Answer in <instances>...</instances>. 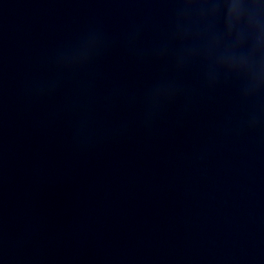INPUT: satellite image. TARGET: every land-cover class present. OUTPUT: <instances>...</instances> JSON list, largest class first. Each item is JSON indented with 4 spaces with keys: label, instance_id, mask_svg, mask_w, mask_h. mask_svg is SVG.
I'll use <instances>...</instances> for the list:
<instances>
[{
    "label": "water",
    "instance_id": "water-1",
    "mask_svg": "<svg viewBox=\"0 0 264 264\" xmlns=\"http://www.w3.org/2000/svg\"><path fill=\"white\" fill-rule=\"evenodd\" d=\"M167 5L128 0H0V254L19 264H264V147L218 130L238 118L220 87L177 122L152 129L139 107L111 110L114 86L140 95L158 73L122 50L104 60L95 119L77 145L64 97L37 101L46 55L100 23L121 37ZM150 38V37H149ZM196 86L195 71L186 77Z\"/></svg>",
    "mask_w": 264,
    "mask_h": 264
},
{
    "label": "clouds",
    "instance_id": "clouds-1",
    "mask_svg": "<svg viewBox=\"0 0 264 264\" xmlns=\"http://www.w3.org/2000/svg\"><path fill=\"white\" fill-rule=\"evenodd\" d=\"M128 2L167 5L166 26L157 22L158 10L144 8L134 9L140 18L118 38L102 24H90L46 55L45 75L31 85L37 101L64 97L74 143H87L81 132L95 119V85L101 79L97 68L119 49L137 66L159 71L138 96L114 86L104 97L106 110L119 104L138 106L140 123L150 130L170 109L183 122L220 87H232L241 115H226L218 131L231 138L251 137L264 147V0ZM193 71L196 86L186 82Z\"/></svg>",
    "mask_w": 264,
    "mask_h": 264
}]
</instances>
